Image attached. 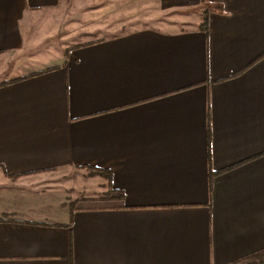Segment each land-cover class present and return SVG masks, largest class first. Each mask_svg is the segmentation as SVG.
Returning <instances> with one entry per match:
<instances>
[{
	"label": "crops",
	"instance_id": "0c3cea01",
	"mask_svg": "<svg viewBox=\"0 0 264 264\" xmlns=\"http://www.w3.org/2000/svg\"><path fill=\"white\" fill-rule=\"evenodd\" d=\"M64 1L0 0V264L264 251V0H161L197 21L88 41L17 76L28 12ZM70 170L98 193L39 202L18 181Z\"/></svg>",
	"mask_w": 264,
	"mask_h": 264
},
{
	"label": "rangeland",
	"instance_id": "374dc122",
	"mask_svg": "<svg viewBox=\"0 0 264 264\" xmlns=\"http://www.w3.org/2000/svg\"><path fill=\"white\" fill-rule=\"evenodd\" d=\"M195 13L193 7H174L161 0H65L56 9L28 12L27 49L16 75L55 64L75 46L88 41L141 28H188L197 21ZM74 170L27 174L18 181L27 194L42 197L39 202L49 200L48 196L58 204L97 194V179L85 176L84 170ZM236 264L256 263L245 260Z\"/></svg>",
	"mask_w": 264,
	"mask_h": 264
},
{
	"label": "trees",
	"instance_id": "16d2710c",
	"mask_svg": "<svg viewBox=\"0 0 264 264\" xmlns=\"http://www.w3.org/2000/svg\"><path fill=\"white\" fill-rule=\"evenodd\" d=\"M203 16H204V19H203V22L200 25V28L204 29L205 31H208L209 18H208L207 12L203 13ZM81 45H83V44H79L77 46H81ZM21 78H24V77H19L17 79H13V80H10L8 82H11V81H14V80H19ZM245 260H252L256 264H264V251L255 253V254H253V255H251V256L247 257L246 259H243V260H241L239 262H242V261H245Z\"/></svg>",
	"mask_w": 264,
	"mask_h": 264
}]
</instances>
